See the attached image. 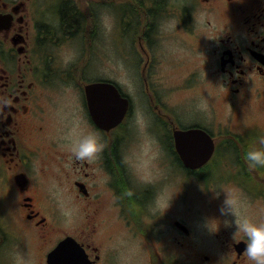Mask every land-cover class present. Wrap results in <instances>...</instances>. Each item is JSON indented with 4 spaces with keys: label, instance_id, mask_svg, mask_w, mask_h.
Here are the masks:
<instances>
[{
    "label": "flooded vegetation",
    "instance_id": "flooded-vegetation-1",
    "mask_svg": "<svg viewBox=\"0 0 264 264\" xmlns=\"http://www.w3.org/2000/svg\"><path fill=\"white\" fill-rule=\"evenodd\" d=\"M64 12L74 19L64 24ZM120 59L138 64L149 107L131 121L127 97L129 115L106 132L85 86ZM197 74L230 120L215 104L179 103ZM263 119L264 0H0V264L31 247L32 264H51L62 243L52 264H254L243 233L218 219L223 197L210 198L248 190L246 176L264 171L244 160ZM77 121L103 138L97 159L69 151ZM190 129L215 144L196 169L176 147L175 132ZM221 175L233 179L221 184ZM199 204L213 211L209 222L194 217ZM127 247L138 253L128 257Z\"/></svg>",
    "mask_w": 264,
    "mask_h": 264
},
{
    "label": "clouds",
    "instance_id": "clouds-1",
    "mask_svg": "<svg viewBox=\"0 0 264 264\" xmlns=\"http://www.w3.org/2000/svg\"><path fill=\"white\" fill-rule=\"evenodd\" d=\"M80 129V122L77 121L68 130L65 139L69 151L76 160L92 161L97 159L106 148L103 138L98 131L88 130L82 132ZM259 145H264V136L258 138V145H250L245 151L244 160L249 169L264 168V147ZM127 195L131 196L132 192L129 191ZM171 200L164 209L163 214L169 208ZM223 203L224 206L221 208V213L231 214L235 218L236 231L234 236L238 233H243L246 237L245 252L247 257L254 264H264V223H255L246 217H242L238 211V201L229 194H226ZM70 214V211H65V215ZM225 223L230 226V222L226 221ZM207 227L212 232L219 230V226L216 230H213L209 223Z\"/></svg>",
    "mask_w": 264,
    "mask_h": 264
},
{
    "label": "rangeland",
    "instance_id": "rangeland-1",
    "mask_svg": "<svg viewBox=\"0 0 264 264\" xmlns=\"http://www.w3.org/2000/svg\"><path fill=\"white\" fill-rule=\"evenodd\" d=\"M115 40L119 42V39L115 38ZM192 61H194V59H192ZM118 63H119L118 67H116V63H114L113 70H110V65H108V66H103L102 71H104L107 76L122 77L120 75V73H117V70L120 66H122V63H120V62H118ZM192 66H193V63L189 62L188 68H191ZM132 69L133 68L131 67V70ZM225 112H228V111L226 110ZM220 118H222V113H220ZM224 118H226L225 115H224ZM233 119H234V121H238V120H247V119H251V118L246 116V115L239 116V114H236ZM253 119H258V118L253 117L252 120ZM262 122H264V119L262 120ZM258 124H261V118H259ZM261 126H262V124H261ZM82 131L84 132L85 130L82 129ZM134 150H135V152H138L137 149H134ZM263 172L264 171H258V170L252 171L250 173V175L246 176V177H248V179H246L247 183L245 184V188H247L248 190H242L240 188H237L235 191V194L233 196V198L238 201V211H239L240 215L242 217H246V218L250 219L251 221H253L255 223H264V198H260V196H259L258 199H256V198H253V196H252V193H254L255 195H260V192L264 194V173ZM230 176H232V175H229V176L221 175L223 180L226 179L227 177H230ZM251 181H253V183H251ZM141 186H142V184H140V182L136 181V188L139 189ZM226 194L231 195L227 191H224V192H220L218 195H216V194L213 195L210 199L215 197L217 199L219 198V200H220V198L223 197L222 200L224 201L226 198ZM222 200H221V202H222L221 207L217 208L218 213L221 214L222 217L218 215V219L220 220V222L222 224H225V226L227 228H230L232 230H236V228L234 226L235 225L234 216H232L231 214H222L221 213V208H222V206H224V203ZM161 206L164 208L166 206V203L162 201ZM2 207H5V205H3ZM204 214H205L206 218L203 217ZM212 215H213V211L211 212V216H210V214H208V207L206 208L204 205H201V204L196 205V213H194V217H196V218L200 217L203 219V221L209 222ZM2 216H4V215L2 214ZM3 218L7 219V214ZM202 219H200V220L202 221ZM226 221L230 222V226L225 223ZM32 251H33V248L31 247L29 254L23 253L22 251L18 252L16 254V256H14V263L16 264V262H17L18 264H23V263H26V264L31 263L32 264V254H31ZM126 253H127L128 257H130V255H132L134 253H138L137 247H135V248L127 247ZM127 255L122 256V261H123L122 263H125L124 260L126 259ZM128 263L129 262H127L126 264H128Z\"/></svg>",
    "mask_w": 264,
    "mask_h": 264
},
{
    "label": "water",
    "instance_id": "water-1",
    "mask_svg": "<svg viewBox=\"0 0 264 264\" xmlns=\"http://www.w3.org/2000/svg\"><path fill=\"white\" fill-rule=\"evenodd\" d=\"M116 97H117V95H116ZM121 104H122V105H121V108H122V109H121V113L124 115L125 112H126V111H125V109H126V105H125V103H121ZM118 119H119V118L115 119V122L118 121ZM187 152H188V151H187ZM181 154H182V156H183V159H184L186 162H189L188 158L186 157V152H185V151H184V152L182 151Z\"/></svg>",
    "mask_w": 264,
    "mask_h": 264
},
{
    "label": "trees",
    "instance_id": "trees-1",
    "mask_svg": "<svg viewBox=\"0 0 264 264\" xmlns=\"http://www.w3.org/2000/svg\"><path fill=\"white\" fill-rule=\"evenodd\" d=\"M63 18H64V24H66L67 22H71L74 19L73 15H71L68 12L67 13L66 12L63 13ZM138 199L141 200V197L139 196Z\"/></svg>",
    "mask_w": 264,
    "mask_h": 264
}]
</instances>
